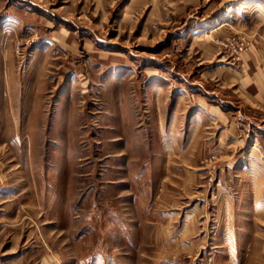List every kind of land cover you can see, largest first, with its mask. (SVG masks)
<instances>
[{
  "label": "rangeland",
  "instance_id": "374dc122",
  "mask_svg": "<svg viewBox=\"0 0 264 264\" xmlns=\"http://www.w3.org/2000/svg\"><path fill=\"white\" fill-rule=\"evenodd\" d=\"M0 264H264V0H0Z\"/></svg>",
  "mask_w": 264,
  "mask_h": 264
},
{
  "label": "bare ground",
  "instance_id": "6f19581e",
  "mask_svg": "<svg viewBox=\"0 0 264 264\" xmlns=\"http://www.w3.org/2000/svg\"><path fill=\"white\" fill-rule=\"evenodd\" d=\"M223 18V17H222Z\"/></svg>",
  "mask_w": 264,
  "mask_h": 264
}]
</instances>
